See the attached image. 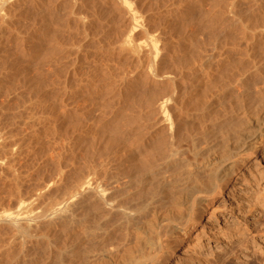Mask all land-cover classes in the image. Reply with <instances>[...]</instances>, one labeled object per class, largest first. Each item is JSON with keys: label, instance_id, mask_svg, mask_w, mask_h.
Instances as JSON below:
<instances>
[{"label": "bare ground", "instance_id": "obj_1", "mask_svg": "<svg viewBox=\"0 0 264 264\" xmlns=\"http://www.w3.org/2000/svg\"><path fill=\"white\" fill-rule=\"evenodd\" d=\"M101 1H116L118 6H125V9L119 7L129 24L126 28L117 21L115 23L119 25L109 43L111 53L115 55V66L104 64L102 69L96 66L102 75L97 74L96 68L95 73L89 72L87 76L85 68L80 67L84 66L81 55L70 50L75 55L69 54L71 58L66 65L67 60H62L67 66L64 79H60L62 82L50 79L59 84L48 83L49 87L53 86V99L43 104L49 111L41 114L39 119L49 123L57 114H62L72 145L85 144L88 148L95 145L100 148L99 155L107 147H115L125 151V158L134 157L138 150H146L152 144L156 149L152 158L160 156L166 165L164 168L172 170V176L167 177L160 167L146 163L139 167L136 175L128 174L122 184H113L118 179L96 183L92 176L94 164L90 163L84 174H77L62 188L58 199L37 211L31 208L28 212L0 216V221L12 232L11 238L3 244L4 252L0 246L4 253H0L3 264H102L106 261H110L109 264H152L154 255L163 246L161 238L172 231L175 224L169 222L159 228L162 217L155 211L156 206L152 218L143 216L144 207L149 203L147 200L133 207L129 202L134 198L133 191L127 189L131 181L138 185L140 194H146L150 199L159 198L160 204L165 199L166 205L176 208L187 202V212L213 191L220 190L222 180L232 173L233 162L218 169L216 163L235 156L239 147L248 148L250 144L245 139L264 130V0H198L195 1L194 16L182 18L177 23L170 15L173 11L170 6H165L170 9L165 12L158 9V13L140 18L128 0ZM183 1H177L174 10L179 11ZM5 17L0 16L3 25L7 23ZM151 31L156 32L153 37L142 40L136 36L137 32L149 34ZM46 62L47 66L45 62L43 66L49 69L55 61L52 60V66L48 59ZM45 86L46 91L48 85ZM252 89L255 90L254 106L241 105L228 118L214 121L202 129L199 138L209 142L204 149L198 146V139L192 140L196 153L203 158L198 165L195 162V167H188L190 160L180 155L179 148L188 134L187 106L197 105L194 112L209 115L214 112L213 101H224L228 94L243 96ZM180 123L187 124L183 127L185 134L180 133L184 132L179 130ZM108 131L116 133L112 135L116 136L114 140ZM103 138L112 141L104 144ZM211 138L216 140L211 142ZM101 143L104 144L102 147ZM119 192L124 200L115 197L114 194ZM185 216L173 214L171 220L182 224ZM87 218L92 219L85 224ZM70 235L73 239L69 241ZM60 238H63V246L57 245ZM27 241L32 244H26ZM86 241L88 248L79 250L78 245ZM94 242L101 246L98 253L93 252ZM145 244L151 245L147 254L149 261L138 254ZM14 248L17 255L10 252ZM30 248L33 255L28 256Z\"/></svg>", "mask_w": 264, "mask_h": 264}, {"label": "rangeland", "instance_id": "obj_2", "mask_svg": "<svg viewBox=\"0 0 264 264\" xmlns=\"http://www.w3.org/2000/svg\"><path fill=\"white\" fill-rule=\"evenodd\" d=\"M100 1L0 0V16L6 15L7 19V23L4 25L3 21H0L2 25H0V216L10 212H28L31 208L37 211L50 201L58 199L62 195V188L69 185L77 174H84L90 163L94 164L92 176L96 183L118 179V183L113 184H122L128 174L136 175L139 167L146 163L160 167L163 175L172 176V170L164 168L166 165L162 163L160 156L152 158L153 152L156 150L153 149L152 144L146 150H138L134 157L125 158V151L115 147L112 149L107 147L99 155L100 148L95 145L94 148H88L85 144L82 145L83 147L72 145L66 132L65 116L62 114H57L56 118L51 119L49 123L39 119L41 114L49 111V108L44 106L53 99V86L49 87V84L58 85L59 83L54 81L58 80L59 82L63 78L62 76L65 77L64 74L67 71L65 65L71 58L69 54L72 55L74 50L75 53L78 52L81 55V65L84 64V66L80 67L85 68L83 70L87 71V76L89 72L90 74L93 73L92 71L95 73L97 67L115 66V55L111 53L109 43L110 39L114 38V29L118 27L116 25L129 27L124 19L125 12L122 11L125 6L123 8L119 5L122 9L116 1L114 2L118 7L112 1L108 3ZM128 1L131 3V7L133 6L138 11L140 18L150 13H156L158 9H160L159 12L173 9L170 15L173 17V22L176 23L182 18H192L196 10L195 5L198 2V0L181 2L179 12L177 9L174 10V7L178 6L177 1L179 0ZM112 4L114 8H112ZM165 6H170V9ZM182 11L183 14H181ZM116 12L117 16H115ZM108 13L110 14L108 15ZM116 21L119 24H115ZM97 32L99 33L97 34ZM155 33L154 31L149 34L137 32L136 36L143 40L149 36L153 37ZM69 45L71 46L69 47ZM68 49L69 51H67ZM40 50H43V53ZM66 51L69 53L66 54ZM108 53L112 57H109ZM44 55L48 58H45ZM53 57L55 58L53 59ZM56 57L60 59L57 61ZM66 57L69 59H65ZM110 58L113 60L110 61ZM47 59L50 66L53 63L52 60L57 61L56 66L54 62L51 69L44 67L43 62H45L44 65L48 64ZM104 59L107 60L104 61ZM62 60H67L65 65ZM35 64L36 69L34 68ZM58 64L60 65L57 66ZM98 68L99 73L96 71L97 74L102 75V71ZM50 72L51 74L48 75L47 73ZM50 75L54 78H51ZM33 78L40 79L39 84ZM50 79L54 81L52 80V82ZM43 84L44 86L48 85V89H50L45 91ZM260 85L262 84L260 83ZM47 91L50 93L52 91V93H49L48 96ZM254 91L252 89L250 93L243 96L228 94L224 97V101H213L214 112H210L209 115L194 112L197 110L195 109L197 105L187 106L189 124L186 126V132L188 134L185 140L179 144V148L180 155L184 159L190 160L188 167H195L203 158L200 153H196L192 140L198 139V146L204 149L209 142L199 138L202 129L214 121L228 118L241 105L254 106L255 100L252 98ZM43 107L46 109L45 111ZM261 110V107H258V112ZM185 125L187 124L180 123L179 125L181 127L179 130L184 131L180 132L181 134L186 133L183 128ZM109 131L107 134L111 136L116 134ZM106 136L103 137L106 139ZM113 136L112 140L116 137ZM215 140L216 138L209 139L211 142ZM110 141L105 140L103 143ZM245 141L250 144L248 148L239 147L235 156L216 163V169L228 162L234 164L232 173L222 180L221 189L213 191L211 196L199 204H195L194 208L191 207L187 212H185L187 202L184 201L176 208L166 205L165 199L161 200L160 204L159 198L150 199L146 194H140L137 189L138 185L131 181L127 189L133 191L134 198L129 201L133 207L147 200L149 203L144 207L143 216L152 218L153 209L156 206L155 211L160 212L162 217L158 224L159 228L169 222L175 224V228L161 238L163 246L154 255L157 259L153 257L154 261L153 263L150 261V263L264 264V130L251 134ZM103 143H101V147ZM149 147L151 148L148 150ZM195 162L197 163L195 164ZM114 195L118 200H124L121 192ZM173 214H185L184 220L181 219L183 223L179 224L171 220ZM91 219L87 218L85 224ZM5 226V223L0 221V246L2 249L3 244L12 235L11 230ZM69 238V241L73 239L71 235ZM62 239L58 240V246H63ZM26 244L32 243L27 241ZM87 244L86 241L78 245V249H87ZM94 244L96 247L93 252L98 253L101 246L95 242ZM2 249H0V253L4 254L6 248L3 249V252ZM120 249L117 251L119 252ZM150 249L151 245L145 244L138 254L146 257V261H149L147 259L150 257L147 258V254L151 251ZM10 252L17 255L15 248L10 249ZM10 252L8 255H11ZM27 255H33V249L30 248ZM2 262L1 258L0 264H3ZM109 262L106 261L102 264H109Z\"/></svg>", "mask_w": 264, "mask_h": 264}]
</instances>
